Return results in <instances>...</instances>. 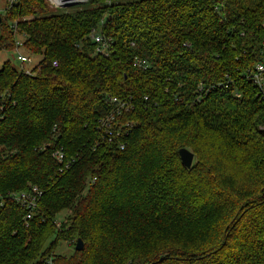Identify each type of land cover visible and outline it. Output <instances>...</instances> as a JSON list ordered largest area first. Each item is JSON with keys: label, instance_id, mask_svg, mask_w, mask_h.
I'll use <instances>...</instances> for the list:
<instances>
[{"label": "trees", "instance_id": "16d2710c", "mask_svg": "<svg viewBox=\"0 0 264 264\" xmlns=\"http://www.w3.org/2000/svg\"><path fill=\"white\" fill-rule=\"evenodd\" d=\"M8 2L0 49L21 36L42 59L0 69V264H264V96L247 77L264 0ZM117 101L124 148L99 126ZM34 186L28 219L14 194Z\"/></svg>", "mask_w": 264, "mask_h": 264}, {"label": "built area", "instance_id": "2783aa9c", "mask_svg": "<svg viewBox=\"0 0 264 264\" xmlns=\"http://www.w3.org/2000/svg\"><path fill=\"white\" fill-rule=\"evenodd\" d=\"M58 1L60 0H50V4L54 7H60ZM83 1L85 0H81L80 2H83ZM262 26L264 29V15L262 19ZM92 38L99 45L97 51L105 56L108 55L109 49H108V44L105 41V39L99 34H93ZM21 46H23L22 42L18 41L16 49H18ZM261 53L263 56L262 60L258 61L252 69L248 70L247 77L256 87L260 89V92L264 96V38L262 42ZM17 58L21 62V70L25 71L28 74H31L33 72L34 67L27 68L26 66H24L26 62L31 61L30 57H27L19 53ZM53 64L57 65V61H54ZM146 65H147V61L141 60L140 58H135L133 61V66L135 67H144ZM112 100L116 101V99H112ZM117 102H118L117 103L118 105H117L116 111L111 112L108 115L102 117L99 120V126H100V130H102V133L104 132V135H103L104 139H107L108 141H112L113 139L114 140L120 139L119 147L124 148L126 145V143L123 142V137L126 135L125 129L118 127V129L115 132L113 129L115 127L114 125L116 121V114L121 113L123 110H126V111L130 110L131 106L128 103L123 102V101H117ZM55 154L57 155V158L59 160H62L63 158L62 151H57ZM41 195H42V192L36 186L32 187L30 191H25L22 193L14 194L16 201L22 203L23 205H26L30 209V213L27 215L28 219L32 217L31 211L36 207L37 201ZM58 225H60L59 222H58Z\"/></svg>", "mask_w": 264, "mask_h": 264}, {"label": "rangeland", "instance_id": "374dc122", "mask_svg": "<svg viewBox=\"0 0 264 264\" xmlns=\"http://www.w3.org/2000/svg\"><path fill=\"white\" fill-rule=\"evenodd\" d=\"M9 0H0V13H2L6 7L8 6V2ZM47 3H49L50 7L52 6L50 4V0H46ZM84 2V1H83ZM81 3V2H80ZM77 6V4H75ZM75 5H73L75 7ZM79 5V4H78ZM71 7L69 8V10H73L74 7L72 6H68ZM68 7H59V8H68ZM52 8H55L54 6H52ZM61 11V10H59ZM19 39L21 40V36H19ZM19 40V41H20ZM19 53H21L22 55H25L27 57H30L31 61L30 62H26L24 66H26L27 68H32L34 66H36L39 61L42 59L41 55H34L32 53H30L26 48H24L23 46L19 47L18 49H14V50H6V49H0V69L2 68V65L5 61L10 60L12 62V64L17 68V69H21V62L18 60L17 56L19 55ZM67 213L69 214L70 211L66 210L63 211L62 213H60L58 215V221L60 223V221H64L66 219ZM58 252L63 253V254H67L70 255L73 252V246L70 243H61Z\"/></svg>", "mask_w": 264, "mask_h": 264}, {"label": "water", "instance_id": "95a60500", "mask_svg": "<svg viewBox=\"0 0 264 264\" xmlns=\"http://www.w3.org/2000/svg\"><path fill=\"white\" fill-rule=\"evenodd\" d=\"M58 2L60 7H68L80 3L79 0H60ZM179 155L183 166L190 168L194 161V153L187 148H181L179 150ZM83 246H84L83 241L81 239H78L75 245V249L81 250Z\"/></svg>", "mask_w": 264, "mask_h": 264}, {"label": "bare ground", "instance_id": "6f19581e", "mask_svg": "<svg viewBox=\"0 0 264 264\" xmlns=\"http://www.w3.org/2000/svg\"><path fill=\"white\" fill-rule=\"evenodd\" d=\"M79 1H81V0H79Z\"/></svg>", "mask_w": 264, "mask_h": 264}]
</instances>
